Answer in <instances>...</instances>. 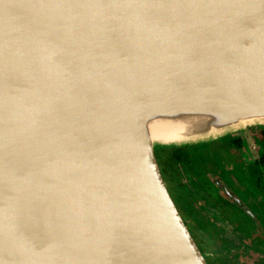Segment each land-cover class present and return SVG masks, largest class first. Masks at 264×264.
I'll use <instances>...</instances> for the list:
<instances>
[{"label":"water","instance_id":"1","mask_svg":"<svg viewBox=\"0 0 264 264\" xmlns=\"http://www.w3.org/2000/svg\"><path fill=\"white\" fill-rule=\"evenodd\" d=\"M257 124L264 0H0V264H209L155 150Z\"/></svg>","mask_w":264,"mask_h":264},{"label":"flooded vegetation","instance_id":"2","mask_svg":"<svg viewBox=\"0 0 264 264\" xmlns=\"http://www.w3.org/2000/svg\"><path fill=\"white\" fill-rule=\"evenodd\" d=\"M243 139V146L227 145L224 150L210 147L195 154L187 170L177 164L173 181L171 177L167 182L196 242L204 253L208 250L209 264H264V176L259 162L264 145L253 137L259 147L256 157ZM170 174L172 170L166 172L167 177ZM193 199L204 201L213 213H219L222 235L215 233V224L204 218ZM203 240L207 243L202 245Z\"/></svg>","mask_w":264,"mask_h":264},{"label":"trees","instance_id":"3","mask_svg":"<svg viewBox=\"0 0 264 264\" xmlns=\"http://www.w3.org/2000/svg\"><path fill=\"white\" fill-rule=\"evenodd\" d=\"M259 125L260 126H257V128L256 126L250 127V130L253 132L255 140L259 141V143L264 145V125L262 124ZM227 135L228 134L221 136L220 138L207 141L209 146L205 149V151L210 147L215 150H224L227 147V145H237V146L244 145V139L242 137H237V136H232L229 142H224L222 138ZM201 143H206V142L192 143L181 146H166V147L156 148L155 155L166 183L171 181V177L173 181V176L174 173L176 172L175 170L177 169L176 168L177 164H179L183 169L186 170L191 167L192 156H194L195 154H200L193 152L194 151L193 146ZM259 162L262 165L263 176H264V147L261 149ZM171 170L173 171V175L170 174L167 177L166 172L168 173V171ZM178 206L181 207L180 204ZM218 251H221L220 248H218Z\"/></svg>","mask_w":264,"mask_h":264},{"label":"rangeland","instance_id":"4","mask_svg":"<svg viewBox=\"0 0 264 264\" xmlns=\"http://www.w3.org/2000/svg\"><path fill=\"white\" fill-rule=\"evenodd\" d=\"M262 125H264V124H262ZM253 126H256V128H257V126H260V125L257 124V125H253ZM250 127H252V126H247V127H245V128H241V129H238V130L232 131V132L228 133L227 136L223 137L222 140H223L224 142H229L232 136H241V137L245 138V140H246L245 145H247V144L249 145V147H250V149H251L250 154H251V155L254 154V156L257 157L259 147H258V144H256L255 141H254V139H253L254 134H253V132L250 130ZM208 146H209V144H208L207 142H206V143H201V144H196V145L193 146V149H194L193 152H195V153H203V152H205V149H206ZM232 152L235 153V151H232ZM238 152H239V151L236 150V154H237ZM197 159H199L201 162H205V161H203L202 159H200V157L197 158ZM196 185H197V184H196ZM196 185H195V186H196ZM193 186H194V185H193ZM197 187H200V186H197ZM190 190L193 191L194 189H190ZM193 200H194V202H193L194 205L197 206L198 208H200L201 213H202V215L204 216V218H206V219H208V220H211V221L215 224V226L212 225V228H213V230L215 231V233H217V234H219V235H222V234H223V227H224V225H223V223H222V221H221V217H220L219 213H218V214L213 213V212L209 209V207H207L206 205H204V204H205L204 201H201V200L198 201V200H195V199H193ZM196 203H198V204H196ZM213 211H214V209H213ZM202 235H203L204 237H207V236H208V235L205 234V233H203ZM220 237H221V236H220ZM235 242H236V241H235ZM201 243H202V242H201ZM206 243H207V241H206V240H203L202 245H203V244H206ZM207 251H208V250H206V254H207V256H209V254H208Z\"/></svg>","mask_w":264,"mask_h":264},{"label":"bare ground","instance_id":"5","mask_svg":"<svg viewBox=\"0 0 264 264\" xmlns=\"http://www.w3.org/2000/svg\"><path fill=\"white\" fill-rule=\"evenodd\" d=\"M16 182H17V180H16ZM17 186V185H16Z\"/></svg>","mask_w":264,"mask_h":264}]
</instances>
